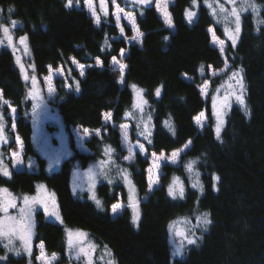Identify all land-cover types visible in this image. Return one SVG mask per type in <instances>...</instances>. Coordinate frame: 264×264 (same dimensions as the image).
I'll list each match as a JSON object with an SVG mask.
<instances>
[{
	"label": "trees",
	"instance_id": "obj_1",
	"mask_svg": "<svg viewBox=\"0 0 264 264\" xmlns=\"http://www.w3.org/2000/svg\"><path fill=\"white\" fill-rule=\"evenodd\" d=\"M118 1L136 13L144 33L141 44L128 43L120 36L112 12L96 25L83 0H73L70 7L67 0H0L1 14L19 22L16 33L27 37L35 72L44 75L50 67L60 65L65 69L66 77L56 79L55 98L63 122L104 130L87 141L91 153L79 151L71 140V155L59 168L49 170L46 158L34 146L33 104L26 81L11 50L1 48L0 90L17 108L18 116L14 129L9 105L3 106L0 100L5 128L0 187L15 194H32L43 183L55 192L61 220L48 219L37 211L34 243L43 242L48 252L60 253L56 264H79L67 243L70 228L85 231L100 248L109 249L117 264H264V0H250L258 8L254 12L248 7L242 13L235 44L227 35L232 19L217 13L213 0H196L195 4L193 0H174L170 6L174 29L165 24L154 3ZM186 11L196 14L189 20ZM211 26L227 40L225 54L212 44ZM125 30L132 35L129 27ZM124 51L127 72L122 85L111 59ZM72 58L88 65L84 75L74 67ZM226 62L228 72L242 69L245 105L236 102L230 107L218 139V120L210 97L204 98L200 86L209 82L214 94L227 73L214 75L212 71L224 68ZM133 87L143 90V110L133 106ZM203 111L207 122L200 129L194 117ZM105 112H112L116 125L129 121L131 138L141 141L149 152L169 153L190 143L179 165L163 166L161 185L152 192L146 178L149 160L140 154L133 162L122 160L126 151L119 128L104 124ZM143 118L151 123L146 134ZM17 135L24 142L25 161L32 166L4 175L1 164L15 147ZM107 147L114 159L98 183V207L86 190L73 189V172L105 159ZM126 172L137 190L136 223L129 205L122 213L111 214L112 204L120 197L129 204L123 181ZM175 176L184 182L183 196L179 191L175 196L169 194ZM205 213L210 223L198 228L196 243L173 255L170 225L180 218L204 219ZM7 257L0 263L28 264L32 259L25 254L8 253Z\"/></svg>",
	"mask_w": 264,
	"mask_h": 264
},
{
	"label": "rangeland",
	"instance_id": "obj_2",
	"mask_svg": "<svg viewBox=\"0 0 264 264\" xmlns=\"http://www.w3.org/2000/svg\"><path fill=\"white\" fill-rule=\"evenodd\" d=\"M174 0H160L161 8H157V0H150V3H154L156 10L159 16L165 22V17L163 15V7L166 3L167 5V12L170 13V6ZM226 3L230 5V8L227 9L226 5L219 0H213L214 10L220 13L223 17H228L232 12V9L235 8L240 16V23H241V16L244 10L248 7L241 8L242 0H224ZM138 3V2H137ZM92 9L95 11L96 16L99 17V23L96 22L95 24L100 25L102 21L103 15H108L112 12V15L120 29V36L124 37L128 43H138L141 44L143 40L144 33L139 28L137 22L136 13L133 10H129L126 6L121 5L118 0H91ZM140 4V3H139ZM77 7L81 6V2H77ZM83 6L88 11L90 15H92V11L89 9L88 5L86 4L85 0H83ZM223 9V11H221ZM122 10V11H121ZM228 12H226V11ZM249 10V9H247ZM127 14H131L135 18V27H133V23L129 21L127 18ZM93 16V15H92ZM119 17V19H118ZM232 19V26L229 27L227 31V35L232 40L237 38V34L235 32V17L231 16ZM171 18V27L174 29V25ZM19 22L15 20H7L0 12V49L7 48L11 50L13 53L16 63L22 73V76L27 84V96L31 100L33 104V109L31 110V121L33 126V141L36 150L46 158L47 165L49 170H55L59 168L62 162L67 159L71 153L70 143L73 140L75 147L84 153H91L92 151L89 149L87 145V141L93 137L94 135L101 136L103 128L99 129H91L88 127H83L81 125H71L67 126L63 120L61 119L59 112L55 106V98L57 95V88H56V79L57 78H65L66 71L60 65L58 67H50L47 74L38 75L34 70V63L32 61V55L30 46L27 40V37L24 35H19L16 33V26ZM166 24V23H165ZM168 26V24H166ZM125 26L129 27L131 30V36H128L125 30ZM169 27V26H168ZM4 28H7L8 31L5 33ZM137 30L142 35H137ZM211 33V42L214 46H216L222 54H225V49L227 46V40L224 38L219 37L213 26L209 28ZM23 40V42H22ZM125 54L121 52L118 56H115L111 59L112 69H114L119 77L120 83L123 85L125 81V74L127 72V64L125 63ZM118 61L119 63L114 62ZM99 61V63H98ZM73 65L76 69L85 74L86 67L88 65H84L78 62L76 59L72 58ZM120 64L124 65L123 72H121ZM83 66L82 68L80 66ZM97 66H102L101 61L97 60ZM229 63L226 62L224 68L220 70H213L212 72L214 75H225L223 79L222 85L219 87L214 94L211 95L210 89L211 86L209 82L200 86L202 94L204 98L210 97V103L215 112L216 118L222 121V125L225 122V116L230 109V107L236 103L235 95L240 94L239 85L237 84V76H234V73H237L239 69L232 70L228 72ZM240 75L243 77V85H244V93L243 96L245 97V80L242 72ZM70 89V86H67ZM133 95H134V103L133 106L137 110H143L146 105V99L143 94V90L140 88L133 87ZM210 93V94H209ZM210 95V96H209ZM0 100L2 101V105H9V114L12 115L14 119V129L16 127V118H17V108L15 106L10 105L8 101H6L3 97V93L0 90ZM227 100V105L225 101ZM110 114V115H109ZM131 113H127V116L130 117ZM2 111H0V146L4 142V125L2 122ZM199 117V122H197V118ZM194 120L198 127L201 129L207 122V115L206 112H200L194 117ZM143 125V134L150 132L151 123L149 119L143 118L142 119ZM112 123V112H105L104 113V124ZM114 126H117L120 131L121 137V144L123 149L126 151L125 156L122 158L123 161L126 162H133L138 154L142 155L144 158L149 160V165L146 168V178L148 181V189L149 192H152L156 187L161 185V175H162V168L165 164L171 165H179L181 160V155L187 150L189 147V142L185 144L183 147L179 149H175L170 151L169 153L162 151V152H149L145 145L139 140H133L131 138V123L129 121H124L118 125L112 123ZM87 130V131H85ZM142 135V134H141ZM106 151L108 155L105 159L98 160L90 164L89 166L82 168L76 167L73 172V189L77 192L86 190L87 193L91 198L95 197L97 200V186L98 183L102 180L104 176L105 168L112 162L114 159L112 150L107 147ZM25 153V146L22 138L17 135L15 147H13L10 153L5 157V162L1 164V168L3 172L5 170L9 173L12 169L15 170H24L27 166L31 167L32 162L26 163L24 158ZM174 153L176 155H174ZM149 169H152L150 172ZM191 176H193V167L191 166ZM127 177V179H125ZM150 177L152 183L150 185ZM123 181L126 184L127 190L129 194L134 197V201L137 200L136 193L137 190L130 178V175L126 172L123 176ZM184 182L180 177L175 176L170 186L173 188V191L177 193L180 191L182 186L183 188ZM6 190V191H4ZM28 197L29 201L31 202L33 198L38 201H43L47 203L49 212H55L56 215H50L45 213L44 211V203H35L32 205V214L30 220L26 219L25 223L31 224V234L28 238L27 242V250L25 248L24 242L19 238L20 233L17 231L16 236L13 238L12 243L8 244L7 239H0V246L3 247L4 252H0V262L4 259H7L8 253L13 254L15 256H20L25 254L27 259L29 260L30 257L32 259L29 261L28 264H45V260L41 259L43 256L50 261V264H56L60 260V253L53 252L50 253L47 251L45 244L43 242H38L37 244L34 243V231L36 225V213L37 211H42L48 219L51 220H61V216L59 213V207L57 203L56 194L53 190L49 189L45 184L40 183L37 185L36 191L32 194H15L9 189L5 187H0V205L6 204L9 200L15 203V208H9L8 213L5 214L3 211H0V221H4V226L7 228L15 231L16 229L12 228V223L7 220L8 216L12 217H19V209L24 207V198ZM119 204L120 208L117 209L116 212L112 211L113 205ZM129 204L126 203L122 197L119 198L117 202L112 204L111 206V214L116 216L123 212L126 206ZM57 216L59 219H57ZM203 218H199L198 220H192L188 218H180L174 221L171 225V236L170 240L173 246V251L177 248H181L182 252L190 245L187 244V241L184 240L182 236L177 235L178 231L183 230L185 235L192 236L194 239L197 237L198 228L202 225ZM19 227V219L16 221V228ZM72 234L74 240L78 243L76 246L71 250L72 256L76 258L79 264H109V261H112L113 264H117V260L115 259L114 255L111 251L107 248H100L98 244L94 242V240L83 230L78 229H67L66 237L67 243L69 246V234ZM83 234V235H80ZM194 234V235H193ZM7 245V247L5 246ZM43 245V248H41ZM83 248L85 251L81 252L80 249ZM77 253H79V259L77 258ZM87 253V254H85ZM32 254V255H31ZM177 254V255H179ZM55 256V259L52 260L51 258ZM1 264V263H0ZM73 264V263H68Z\"/></svg>",
	"mask_w": 264,
	"mask_h": 264
},
{
	"label": "snow or ice",
	"instance_id": "obj_3",
	"mask_svg": "<svg viewBox=\"0 0 264 264\" xmlns=\"http://www.w3.org/2000/svg\"><path fill=\"white\" fill-rule=\"evenodd\" d=\"M86 4L88 5L89 9L92 11V15L95 18L96 22L99 23V17L96 16L95 11L92 9V4H91V0H85ZM113 2H115V0H113ZM133 2H138L140 4H146L149 3L150 0H133ZM196 0H193V3L195 4ZM73 4V0H67V4L66 6H72ZM157 8L160 9L161 8V2L160 0H157ZM251 7L253 9V11L255 12L258 8V6H256L254 3H250V0H242V5L241 8L243 9L244 7ZM122 11V10H121ZM163 15L165 17V23L168 24L169 27H171V18H170V13L167 12V5L166 3L164 4L163 7ZM221 11H223V9H221ZM196 13L193 11H186V16L188 17L189 20H191V18L195 15ZM231 16L235 17V32L238 35L239 31H240V16L239 13L237 12V10L235 8L232 9V12L230 14ZM127 18L129 19V21L131 23H133V27H135V18L133 16H131V14H127ZM119 19V17H118ZM227 19V17H226ZM5 33L8 31L7 28H4ZM137 35L140 36L142 35V33H139L137 30ZM23 42V40H22ZM233 44H235V40H233ZM114 62L119 63L118 61H115L114 58ZM99 63V61H98ZM81 68L83 67L82 65L80 66ZM120 68H121V72H123V68L124 65L120 64ZM240 72H242V69H240L237 73H234V76H237V84L239 85V90H240V94L239 95H235V99L236 101L241 105L244 106L245 105V101H244V85H243V77L240 75ZM83 74V73H81ZM157 94H159V89H157ZM226 105H227V100L225 101ZM246 110V109H245ZM110 115V114H109ZM197 122H199V117L197 118ZM222 124V121L219 119L218 117V124H217V138L219 139V133H220V126ZM87 131V130H85ZM174 155H176L174 153ZM189 170H191V165H188ZM149 171L151 172L152 169H149ZM4 175H8L7 171L5 170ZM125 179H127V177H125ZM215 180H218V177H214ZM152 183L151 177H150V185ZM196 186V185H194ZM215 187V185H214ZM6 191V190H4ZM169 194L175 196V192L173 191V188L170 186L169 188ZM180 196H183V188L181 186L180 191H179ZM93 199H95V197H93ZM35 203H44L43 201H38L35 198H33V200L30 202L28 197L24 198V207H21L19 209V217H12V216H8L7 220H9L12 223V228L16 229L15 231L7 228L6 226H4V221H0V239H7L8 244L12 243L13 238L16 236L17 231L20 233L19 238L24 242L25 244V248L27 250V242H28V238L30 237L31 234V224L30 223H25L24 221L26 219L30 220L31 214H32V205ZM97 206H100V202L97 200L96 201ZM16 205L14 202H12V200H9L6 204L4 205H0V211H3L5 214L8 213V209L9 208H15ZM129 207L133 208V223H136L138 218H139V213H138V204L136 202H134V197L130 194L129 196ZM120 208L119 204L113 205L112 207V211L116 212L117 209ZM44 211L45 213H48L50 215H56V213L53 212H49V208L47 203H44ZM207 215L208 214H204V219H203V224L206 226L208 223H210V221L207 219ZM17 219H19V227L18 229L16 228V221ZM57 219H59V217L57 216ZM199 219V218H198ZM172 227V225H170V228ZM83 235V234H80ZM177 235L182 236L184 238V240L187 241V244H195L196 240L192 237V236H187L185 235V233L183 232V230L178 231ZM194 235V234H193ZM78 242L76 240L73 239L72 234H69V248L72 249L76 246ZM7 247V245H5ZM41 248H43V245H41ZM81 252H84L85 250L83 248L80 249ZM181 252V248H177L175 250V252L173 253V255L179 254ZM87 254V253H85ZM77 258L79 259V253H77ZM3 259V258H0ZM41 259L45 260V264H50V261L47 260V258H44L43 256L41 257ZM52 260L55 259V256H53L51 258ZM109 264H113L112 261H109Z\"/></svg>",
	"mask_w": 264,
	"mask_h": 264
},
{
	"label": "water",
	"instance_id": "obj_4",
	"mask_svg": "<svg viewBox=\"0 0 264 264\" xmlns=\"http://www.w3.org/2000/svg\"><path fill=\"white\" fill-rule=\"evenodd\" d=\"M126 54V51L123 52V55Z\"/></svg>",
	"mask_w": 264,
	"mask_h": 264
}]
</instances>
